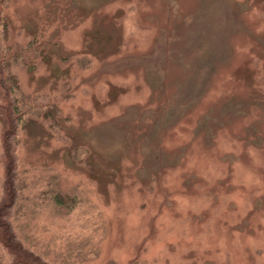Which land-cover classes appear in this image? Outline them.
<instances>
[{
    "label": "rangeland",
    "instance_id": "obj_1",
    "mask_svg": "<svg viewBox=\"0 0 264 264\" xmlns=\"http://www.w3.org/2000/svg\"><path fill=\"white\" fill-rule=\"evenodd\" d=\"M0 3L7 72L61 108L0 98L5 264H264V0Z\"/></svg>",
    "mask_w": 264,
    "mask_h": 264
},
{
    "label": "trees",
    "instance_id": "obj_2",
    "mask_svg": "<svg viewBox=\"0 0 264 264\" xmlns=\"http://www.w3.org/2000/svg\"><path fill=\"white\" fill-rule=\"evenodd\" d=\"M2 14V6L0 3V17ZM2 20V19H1ZM3 21V20H2ZM6 22L3 21V29L5 28ZM5 40L4 46L9 50L10 52L5 55H1L0 53V65L2 68H4L3 77L0 78V98L3 102V104L6 103V100H11V107L10 111L7 110L1 115V119L4 123V127H7V122H10L9 119H11V123L15 125V127H18V124H23L26 120V116H28L29 113H31V116L36 117H42L43 119L48 121V127L51 129H59V116L61 114V108L59 106V99L56 97H48V96H34L30 93H27L23 90V88L20 85V79L18 77V74L14 71H8L7 69L13 64V62H16L20 57H22L24 47L20 45H13L12 43H8V37L6 35L2 36ZM1 40V37H0ZM30 47V45L28 44ZM26 49V47H25ZM3 71V72H4ZM2 104V105H3ZM19 104V105H18ZM0 108H6L4 105ZM7 139L8 137V131L6 133ZM6 139V140H7ZM17 143V142H16ZM12 145V142H10ZM8 150H6L7 153ZM10 154V153H9ZM14 160V156H11ZM5 163L9 162V156L5 157ZM8 166V163H7ZM9 169V167H7ZM14 169V168H13ZM6 171V170H5ZM7 173V172H6ZM8 174V173H7ZM16 187V186H15ZM16 190V189H15ZM52 193L54 194V198L57 199V201H60L62 204L70 205L75 202V194H73L71 191H65L61 188L54 187L52 189ZM16 199L17 193L16 190ZM3 255L0 252V264H5L2 259Z\"/></svg>",
    "mask_w": 264,
    "mask_h": 264
}]
</instances>
